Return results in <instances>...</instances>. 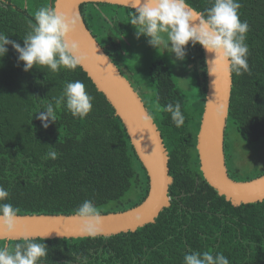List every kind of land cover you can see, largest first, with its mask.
<instances>
[{"label":"trees","instance_id":"obj_1","mask_svg":"<svg viewBox=\"0 0 264 264\" xmlns=\"http://www.w3.org/2000/svg\"><path fill=\"white\" fill-rule=\"evenodd\" d=\"M54 1L3 0L0 32L23 46L34 12ZM187 2L201 12L211 6L209 0ZM239 3L240 20L249 25L250 71L240 76L231 72L223 149L229 178L245 182L264 171L240 180L238 170L228 168L232 157L226 153L227 124L246 144L264 140V0ZM79 10L91 35L128 81L124 72L131 76L130 64L137 60L129 53L127 40L134 28L128 23L132 9L85 3ZM190 47L186 61L196 65L195 99L184 94L164 59L150 63L145 81L152 106L148 113L168 157L169 207L154 223L134 232L95 239H36L49 250L41 264H82L84 258L86 264H183L190 250L223 253L230 264H264V201L247 205L226 201L202 176L196 144L207 90L206 66L200 46ZM75 80L94 97L90 113L80 118L59 109L55 123L41 127L36 113L60 95L65 82ZM169 102L181 104L185 115L181 128L163 111ZM49 147L58 153L54 160L47 158ZM148 181L121 121L79 66L53 73L37 65L24 72L17 53L8 46L0 58V186L10 192L8 202L20 209L19 216L74 215L86 199L93 200L102 214L125 211L145 199ZM15 242L22 240L8 243Z\"/></svg>","mask_w":264,"mask_h":264},{"label":"clouds","instance_id":"obj_2","mask_svg":"<svg viewBox=\"0 0 264 264\" xmlns=\"http://www.w3.org/2000/svg\"><path fill=\"white\" fill-rule=\"evenodd\" d=\"M209 2L211 6L201 12L193 9L187 0H136L132 7L134 11L128 12V23L136 29L137 37H145L157 51L163 47L174 56L173 63L185 60L187 46L191 44L193 47L199 45L213 56L211 61H207L210 66L219 65L236 76L249 72V48L246 43L249 25L247 21L240 20L239 0ZM80 19L78 14L58 12L51 4L42 6L28 21L29 30L22 39L23 46L0 32V58L7 54L10 45L17 53V63L23 65L24 72L37 65L53 73L61 69L74 71L87 58L80 44L69 38L77 31ZM93 100L82 81H67L60 95L53 97L45 110L36 113V119L41 122V127L47 129L57 120L59 109H66L73 116L83 118L92 110ZM163 111L170 114L176 128L184 125L185 115L179 102L167 103ZM144 119L150 121L153 117L148 115ZM57 156L54 147H49L47 158L54 160ZM9 198L10 192L0 186V236L16 233L20 219V209L8 202ZM74 218L80 223L84 237L95 239L99 235L102 210L93 200H84L74 210ZM48 251L45 243H37L34 238L24 236L22 242L0 244V264H41ZM82 264H86V258ZM183 264L230 262L220 252L190 250L184 255Z\"/></svg>","mask_w":264,"mask_h":264},{"label":"water","instance_id":"obj_3","mask_svg":"<svg viewBox=\"0 0 264 264\" xmlns=\"http://www.w3.org/2000/svg\"><path fill=\"white\" fill-rule=\"evenodd\" d=\"M135 2L136 0H55L53 4L58 12L80 16L77 31L69 37L77 41L81 51L87 55L79 67L113 108L149 180L147 195L139 205L121 212L102 214L97 237L134 232L154 223L159 213L170 205L168 188L172 179L161 135L153 119H144L149 115L144 103L117 67H113L110 58L87 29L79 10V6L85 3H103L132 9ZM201 50L206 66L207 90L196 150L202 176L226 201L244 205L262 202L264 175L238 182L230 179L227 174L223 141L232 85L231 71H226L219 65L210 66L207 61H211L213 56L202 48ZM24 236L35 240L43 237H46L43 240L86 238L74 215H23L18 221L16 233L0 236V240L20 241Z\"/></svg>","mask_w":264,"mask_h":264},{"label":"rangeland","instance_id":"obj_4","mask_svg":"<svg viewBox=\"0 0 264 264\" xmlns=\"http://www.w3.org/2000/svg\"><path fill=\"white\" fill-rule=\"evenodd\" d=\"M127 40L129 43V53L137 60L130 64V69L132 70L131 76L126 71L124 73L147 110L152 111V106L149 101L150 93L145 90V81L148 67L153 60L164 59L170 68L172 76L188 99H195L197 97L198 91L195 83V77L197 76L196 65L190 62L187 63L186 61L192 52L190 50L191 44L187 46L185 60L173 63L174 56L166 52L163 47L157 51L147 43L145 37H137L135 28H132L128 32ZM227 133L230 146L226 153L232 157L231 163L228 162V168L233 167L238 170L236 178L241 180L247 176H253L256 172L264 171V140L255 144H246L237 135L235 130L231 129L230 124H227Z\"/></svg>","mask_w":264,"mask_h":264}]
</instances>
